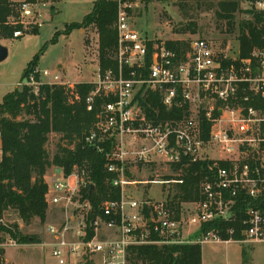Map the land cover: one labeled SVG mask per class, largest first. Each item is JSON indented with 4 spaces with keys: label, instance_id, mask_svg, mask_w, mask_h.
<instances>
[{
    "label": "built area",
    "instance_id": "1",
    "mask_svg": "<svg viewBox=\"0 0 264 264\" xmlns=\"http://www.w3.org/2000/svg\"><path fill=\"white\" fill-rule=\"evenodd\" d=\"M115 2V64L102 69L98 63L94 78L86 81L92 86L85 97L86 109L93 110L96 97L108 100L99 107L95 128L85 141L96 146L111 142L104 168L118 197L102 202L99 213L94 212L81 198L89 184L85 168L74 166L65 174L62 167L51 166L55 192L52 196L48 184L47 195L63 205L66 214L60 224L47 227L51 257L58 264L78 260L126 264L130 250L139 246L263 243L264 47H253L246 57L238 50L232 57L209 40L195 38L187 48L175 51L132 27V0ZM249 4L250 10L264 16V0ZM34 6L21 0L20 17L31 16ZM75 84L58 72L34 68L16 85L37 94L42 85L72 90ZM149 93H155L167 111L185 107V115L148 119L140 100ZM198 161L208 162L199 183L200 198L181 202L177 213L167 194L154 199L130 189L183 182L177 172L169 174L174 176L170 179L142 180L133 176L134 166L133 171L160 165L173 170L174 165ZM70 203L77 210L74 216L68 212ZM216 221L229 224L226 239L219 228L202 230ZM238 231L241 237L234 238ZM6 241L13 247L19 244L15 239Z\"/></svg>",
    "mask_w": 264,
    "mask_h": 264
},
{
    "label": "trees",
    "instance_id": "2",
    "mask_svg": "<svg viewBox=\"0 0 264 264\" xmlns=\"http://www.w3.org/2000/svg\"><path fill=\"white\" fill-rule=\"evenodd\" d=\"M23 1L35 5L50 4L51 11H54V5L60 0ZM188 1L199 3L206 0ZM243 1L255 3L258 0L217 1L213 5L216 18L224 20L226 27L230 29L235 14L241 11L240 3ZM247 12L251 17L241 20L238 25L237 39L241 57H246L253 47H264V16L250 9ZM116 16L115 0H94L91 11L82 21L67 24L65 29L68 34L74 29L94 26L98 35V63L102 69L115 64L112 57L117 38ZM19 17V2L0 0V38L11 37L19 26L9 20ZM37 32L38 29L34 28L30 33ZM58 34L55 32L52 42ZM165 44L175 51L188 46L178 40L166 41ZM44 47L29 61L24 76L35 68ZM91 88L86 82L75 84L72 90L65 85H42L38 93L34 94L25 86L4 95L0 102V244L7 239H15L19 243L27 242L29 237L36 242L34 236L24 234L16 223H5L3 215L12 209L26 224L35 218L44 222L48 207V184L44 176L51 166L62 167L65 174H69L74 166L85 168L89 184L82 190L81 198L90 202L94 212L99 213L98 207L102 202L118 197V190L110 184L111 175L104 168L106 152L111 142L105 140L99 143L100 146H96L85 141V137L95 128L99 107L108 100L96 97L93 110L87 111L85 97ZM140 103L146 117L151 120L181 118L186 113L185 107L167 111L155 93H149ZM51 134L59 135V141L53 156L49 157L47 142ZM98 147L102 150L99 151ZM207 164V161H198L173 166L175 172L181 167V173L177 177L183 179L181 184H172L167 194L169 205L176 213L181 202L200 198L199 183ZM171 177L174 176H163L166 179ZM228 226V223L216 221L203 225L202 230L219 228L221 237L226 239L228 236L225 229ZM240 237L241 232L238 231L234 238ZM3 255L4 249L0 246V264L3 263ZM90 262L87 260L84 263ZM126 264H202L201 246H139L130 250Z\"/></svg>",
    "mask_w": 264,
    "mask_h": 264
},
{
    "label": "rangeland",
    "instance_id": "3",
    "mask_svg": "<svg viewBox=\"0 0 264 264\" xmlns=\"http://www.w3.org/2000/svg\"><path fill=\"white\" fill-rule=\"evenodd\" d=\"M20 2L21 0H14ZM133 8L130 12L132 27L148 38L160 41L178 40L188 44L195 38H205L214 43L219 50L226 51L229 56H235L239 50L238 25L241 20L251 17L247 12L249 2L240 3L241 11L235 14L233 25L226 27L225 21L217 19L213 5L219 0H206L199 3L181 0H132ZM94 0H60L51 11L50 4L35 5L33 14L29 17L10 19L12 24L19 26L10 38H0V43L8 50L7 57L0 61V102L4 95L16 89L18 82H24V71L31 59L40 52L35 68L58 72L64 80L82 83L94 78V71L98 64V35L93 25L72 30L66 34L67 24L81 22L93 5ZM211 4V5H209ZM37 28L36 34L30 32ZM15 32L21 35L14 37ZM55 32L58 36L54 42ZM59 135L51 134L47 142L49 157H52ZM135 168V166H134ZM132 169L133 176L142 180L147 178L161 179L165 175L181 173L167 167L139 166ZM47 169V184L52 186V173ZM171 185H136L130 189L137 196H151L162 199L168 194ZM52 196L55 192L50 187ZM49 194V193H48ZM48 207L44 222L33 219L26 224L17 217L16 211L9 209L3 215L5 223H16L21 231L32 237L29 241L17 246L7 245L5 240L0 244L4 249L2 264H58L51 257V247L46 245L50 241L47 227L58 225L63 220L64 206L60 207L52 202L51 194L47 195ZM76 201V200H74ZM72 216L77 210L68 206ZM70 216V215H69ZM73 218L68 217L71 225ZM5 244V245H2ZM202 264H264L263 243H227L202 244ZM95 262H97L95 260ZM85 264L82 260L76 263ZM90 264V263H89Z\"/></svg>",
    "mask_w": 264,
    "mask_h": 264
},
{
    "label": "water",
    "instance_id": "4",
    "mask_svg": "<svg viewBox=\"0 0 264 264\" xmlns=\"http://www.w3.org/2000/svg\"><path fill=\"white\" fill-rule=\"evenodd\" d=\"M7 54H8V50L6 46L0 43V61L4 60L7 57ZM90 189H92V186Z\"/></svg>",
    "mask_w": 264,
    "mask_h": 264
},
{
    "label": "crops",
    "instance_id": "5",
    "mask_svg": "<svg viewBox=\"0 0 264 264\" xmlns=\"http://www.w3.org/2000/svg\"><path fill=\"white\" fill-rule=\"evenodd\" d=\"M131 24H132V23H131ZM132 26H133V25H132ZM151 39H154V38H151ZM50 170H51L50 173H52L53 168L50 167ZM46 176H47V175L44 176L45 180H47V177H46ZM46 182H47V181H46ZM47 183H48V182H47ZM48 204H49V203H48Z\"/></svg>",
    "mask_w": 264,
    "mask_h": 264
}]
</instances>
